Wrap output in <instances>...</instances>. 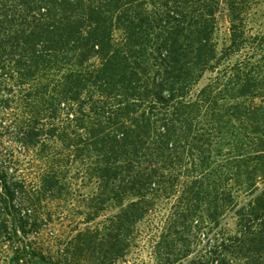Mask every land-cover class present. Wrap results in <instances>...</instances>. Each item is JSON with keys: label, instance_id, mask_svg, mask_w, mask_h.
<instances>
[{"label": "trees", "instance_id": "1", "mask_svg": "<svg viewBox=\"0 0 264 264\" xmlns=\"http://www.w3.org/2000/svg\"><path fill=\"white\" fill-rule=\"evenodd\" d=\"M243 14L238 0H0L3 102L18 112L4 114V129L42 159L61 148L99 182L86 223L119 208L103 228L46 245L41 204L62 189L57 172L16 179L0 155V238L13 263L112 264L135 225L176 198L173 219L238 220V234L189 263L264 264V32L250 33ZM206 73L215 77L191 99ZM166 249L161 264L192 254Z\"/></svg>", "mask_w": 264, "mask_h": 264}, {"label": "rangeland", "instance_id": "2", "mask_svg": "<svg viewBox=\"0 0 264 264\" xmlns=\"http://www.w3.org/2000/svg\"><path fill=\"white\" fill-rule=\"evenodd\" d=\"M243 5L248 31L252 34L264 32V0H238ZM230 8L228 5L217 16L218 29L215 42L218 55L221 56L224 49L230 45ZM241 58L240 54L233 55L230 62L234 63ZM215 73H206L191 91L190 98L195 99L200 90L213 78ZM6 82L2 70L0 71V155L1 165L7 169L10 175L16 179H26L35 182L41 173L48 169L57 172L62 189L53 197L42 201L41 217L44 220L42 237L47 241L46 245H52L51 239L66 238L77 230L86 228H103L108 221L119 212V208L106 205L105 211L96 219L88 221L92 206H98L92 202V198L98 193L99 182L89 179L86 168L80 163H70L63 150H49L51 155L43 159L38 152H26L19 142L12 140L11 120H5L10 129H4L1 119L7 112H17L15 103L7 107L4 99H10L11 93L5 89ZM17 91V88L15 87ZM18 114V112H17ZM54 153V154H52ZM178 196V195H177ZM243 197V196H242ZM134 199V198H132ZM243 199V198H242ZM173 200H164L157 204L156 210L152 209L144 219H141L133 228L129 237L130 247L123 258L112 264H161L165 261L168 251H173V257L182 253L186 246L192 253L189 257L181 259L174 264H191V256H199L207 249L213 247L216 239L238 234V220L233 213L228 212L226 217L218 219L215 224L206 217H194L193 219H173ZM26 210V209H25ZM28 211V210H27ZM26 211V212H27ZM53 237V238H51ZM31 238V236H30ZM29 238V239H30ZM53 261L58 257L64 259V253L59 249H50ZM48 255V254H47ZM172 255V254H171ZM14 253L8 247V242L0 238V264H15L12 262ZM83 264L84 259L80 260ZM23 264V262H21Z\"/></svg>", "mask_w": 264, "mask_h": 264}]
</instances>
